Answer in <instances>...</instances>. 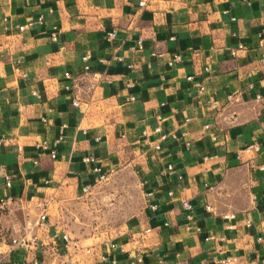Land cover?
I'll list each match as a JSON object with an SVG mask.
<instances>
[{"label":"crops","instance_id":"obj_1","mask_svg":"<svg viewBox=\"0 0 264 264\" xmlns=\"http://www.w3.org/2000/svg\"><path fill=\"white\" fill-rule=\"evenodd\" d=\"M138 1L0 0V264H61L52 229L72 264H264V0ZM95 166L129 174L138 203L75 235ZM43 204L48 230L10 245Z\"/></svg>","mask_w":264,"mask_h":264},{"label":"built area","instance_id":"obj_2","mask_svg":"<svg viewBox=\"0 0 264 264\" xmlns=\"http://www.w3.org/2000/svg\"><path fill=\"white\" fill-rule=\"evenodd\" d=\"M148 0H139L138 1V6L139 7H142L146 4ZM38 21L41 20V17H38L37 18ZM27 24H31V22H28ZM24 28L23 25H20L17 27V29L20 31ZM114 36V32L113 31H110L107 33V38H112ZM56 38V32H52L50 34V39L51 40H55ZM138 46H140L138 44ZM180 56L178 54H175L173 55L172 59L173 60H179ZM93 77L96 78V74H92ZM199 88H201V86H199ZM71 103L73 105H78V99L76 98H73L71 100ZM157 119H159V116H157ZM204 128L208 127V124H204L203 125ZM152 130L158 134V138H159V141L164 139L166 137V134L164 132L161 131L160 129V126L158 123H156L153 127H152ZM159 141H157L156 143H154L153 147L155 149H158L160 144H159ZM187 143V142H186ZM35 147H38V148H42V149H46L48 147V144L45 140H41V141H37L35 142ZM254 147V144H251V145H245L243 146L239 151L241 150H248L250 148ZM239 151L237 152L236 156H239ZM48 152H49V155L50 156H53L54 155V149L53 148H49L48 149ZM91 157L89 156H86L84 157V160H90ZM260 168H264V163L260 164L259 165ZM171 168V165L170 164H166V169H170ZM93 170L96 172V175L94 177V183H99L100 181L106 179V173L103 172V171H100V168L98 166H95L93 167ZM5 178H6V183H8L7 181V176L5 175ZM90 187L89 184H86V185H83L82 186V190L83 191H86L88 190ZM181 205L182 207L185 209V210H189V208L191 207L190 203L183 199L181 201ZM150 207H154V204H149ZM206 208H208L209 206L208 205H205ZM187 217H189L188 214H186ZM224 217H227V218H231L233 217V213H224L223 215ZM48 220H47V214H46V207H45V204H43L37 211L35 217L31 220V221H28L26 222L24 228L22 229V231L17 235V236H12V235H8V239H9V244L10 245H17V246H21L23 247L25 250L26 249H29L31 248L35 242L37 241V235L34 233V229L37 228L39 229L40 231H47L48 230ZM49 236L52 238V239H55V238H58L60 240V244L64 250V258H62L61 260V264H72L71 262V256L73 255L74 253V248H76V242H75V239H73L72 237H70L68 235L67 232L65 231H59V230H54L52 229L50 232H49ZM258 239L260 237H257ZM85 251H88L87 248H85ZM1 258V257H0ZM136 261H140V257H136L135 259ZM233 260H235V256L234 255H228V256H224L220 259H218L216 262L217 263H220V264H227V263H230L232 262ZM262 261L264 262V257L262 258ZM112 262H114V260H112ZM8 264H40V260L36 257H31L29 259H10L8 261Z\"/></svg>","mask_w":264,"mask_h":264},{"label":"rangeland","instance_id":"obj_3","mask_svg":"<svg viewBox=\"0 0 264 264\" xmlns=\"http://www.w3.org/2000/svg\"><path fill=\"white\" fill-rule=\"evenodd\" d=\"M133 182L130 175L124 172L114 173L100 181L95 185L97 192L92 198L93 205L87 211L73 207V212H66L65 228L75 235L110 230L108 225L123 218L129 207L138 203V192Z\"/></svg>","mask_w":264,"mask_h":264}]
</instances>
